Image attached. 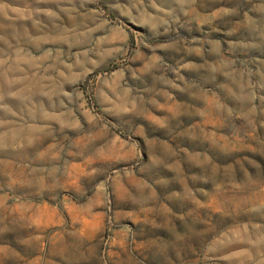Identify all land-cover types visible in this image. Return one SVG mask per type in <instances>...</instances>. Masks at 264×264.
Wrapping results in <instances>:
<instances>
[{"label": "rangeland", "instance_id": "rangeland-1", "mask_svg": "<svg viewBox=\"0 0 264 264\" xmlns=\"http://www.w3.org/2000/svg\"><path fill=\"white\" fill-rule=\"evenodd\" d=\"M0 264H264V0H0Z\"/></svg>", "mask_w": 264, "mask_h": 264}]
</instances>
